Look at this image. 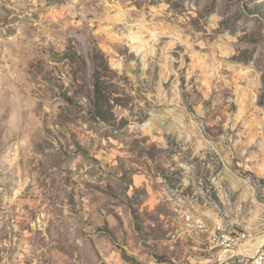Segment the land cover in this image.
Returning a JSON list of instances; mask_svg holds the SVG:
<instances>
[{
  "label": "rangeland",
  "instance_id": "rangeland-1",
  "mask_svg": "<svg viewBox=\"0 0 264 264\" xmlns=\"http://www.w3.org/2000/svg\"><path fill=\"white\" fill-rule=\"evenodd\" d=\"M187 216L264 242V0H0V264H217Z\"/></svg>",
  "mask_w": 264,
  "mask_h": 264
},
{
  "label": "built area",
  "instance_id": "built-area-1",
  "mask_svg": "<svg viewBox=\"0 0 264 264\" xmlns=\"http://www.w3.org/2000/svg\"><path fill=\"white\" fill-rule=\"evenodd\" d=\"M188 231L196 235H207L208 248L219 252L217 264H264V256L260 261L244 262V255L252 253L254 248H264V242L256 247H252L259 241H253L245 230L231 229L222 223H217L211 227H204V220L187 216ZM226 238L228 247L216 249V240ZM250 242V243H249ZM252 242V243H251Z\"/></svg>",
  "mask_w": 264,
  "mask_h": 264
},
{
  "label": "bare ground",
  "instance_id": "bare-ground-1",
  "mask_svg": "<svg viewBox=\"0 0 264 264\" xmlns=\"http://www.w3.org/2000/svg\"><path fill=\"white\" fill-rule=\"evenodd\" d=\"M204 227H208L204 221ZM255 246L252 247H256ZM228 247V240L226 238H219L216 240V249H225ZM264 256V248H254L252 253L244 255V262H253V261H260L261 257Z\"/></svg>",
  "mask_w": 264,
  "mask_h": 264
}]
</instances>
